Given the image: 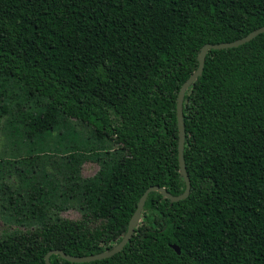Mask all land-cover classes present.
Segmentation results:
<instances>
[{
    "label": "trees",
    "instance_id": "obj_1",
    "mask_svg": "<svg viewBox=\"0 0 264 264\" xmlns=\"http://www.w3.org/2000/svg\"><path fill=\"white\" fill-rule=\"evenodd\" d=\"M262 26L264 0H0V118L8 143L24 141L34 152L69 120L97 142L89 155H69L70 185L61 196L75 199L79 220L46 217L50 210L34 201L40 188L27 199L9 193L8 211L24 230L0 237V264H45L52 250L74 257L107 251L147 188L181 194L180 87L203 45ZM182 114L188 197L170 204L151 192L119 253L88 263L53 254L51 264H264V32L208 51ZM87 159L99 171L83 179L79 165Z\"/></svg>",
    "mask_w": 264,
    "mask_h": 264
},
{
    "label": "rangeland",
    "instance_id": "obj_2",
    "mask_svg": "<svg viewBox=\"0 0 264 264\" xmlns=\"http://www.w3.org/2000/svg\"><path fill=\"white\" fill-rule=\"evenodd\" d=\"M4 121L0 118V237L11 233L15 229L24 230L18 226L14 217L8 211L12 206L7 203L9 193H21L25 199L33 191L36 193L34 201L44 209H49L46 217L79 220L81 212L75 199H68L66 189L67 167L69 155H89L87 150L97 146L92 133L86 127L74 120H69L47 138L43 145L37 144L34 152L28 153L30 147L24 141L8 143L4 134ZM6 143V144H5ZM108 149H115L112 143L105 144ZM20 146L18 150L17 147ZM17 149V150H16ZM115 155V152L112 153ZM23 160L21 164L2 165L1 161ZM93 159V157H92ZM5 167V168H4ZM99 171L98 163L87 159L79 165L78 175L83 179L93 178ZM70 185V184H68ZM64 210L58 211V208ZM41 218L32 220L30 224L38 225ZM27 224V223H26Z\"/></svg>",
    "mask_w": 264,
    "mask_h": 264
},
{
    "label": "water",
    "instance_id": "obj_3",
    "mask_svg": "<svg viewBox=\"0 0 264 264\" xmlns=\"http://www.w3.org/2000/svg\"><path fill=\"white\" fill-rule=\"evenodd\" d=\"M264 32V26L250 32L247 34L245 37L235 40L233 42H228V43H219V44H205L201 47L198 56H197V61H198V66L196 70L188 77V79L182 84L180 87V90L177 95L176 99V115H177V124H178V130H179V143H178V163H179V170L180 174L184 180L185 183V188L184 191L179 194V195H171L168 193L164 188H160L157 186H151L147 188L144 193L141 195L137 207L131 216L126 233L122 237L121 241L117 243L114 247L111 249L97 253L94 255H88V256H82V257H74L67 255L63 253L60 250H52L48 252L45 256V264H51L50 263V256L51 255H60L63 259H65L68 262L71 263H88L96 260H101V259H106L109 258L117 253H119L124 246L128 243L129 239L133 235V232L135 228L137 227L139 221H140V215L141 211L143 209V206L145 204L146 198L151 192H158L161 195H163L166 199L170 201V204L176 203L179 201H182L186 199L190 193V180L186 172L185 168V163L183 159V147H184V123H183V114H182V103L184 99V95L186 90L197 80L202 75L203 67H204V61L205 57L208 51L210 50H222V49H228V48H236L238 46H241L245 43H248L252 39H254L256 36ZM170 247L179 255L180 254V249L176 245H170Z\"/></svg>",
    "mask_w": 264,
    "mask_h": 264
}]
</instances>
